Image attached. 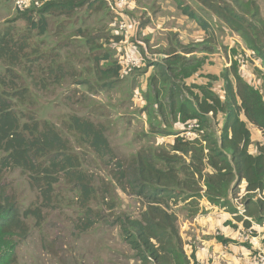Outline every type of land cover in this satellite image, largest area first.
I'll return each mask as SVG.
<instances>
[{
  "label": "trees",
  "instance_id": "1",
  "mask_svg": "<svg viewBox=\"0 0 264 264\" xmlns=\"http://www.w3.org/2000/svg\"><path fill=\"white\" fill-rule=\"evenodd\" d=\"M173 1L187 21L209 34L212 26L208 21L183 0ZM196 1L246 44L247 53L237 56L234 51L237 57L231 62V68L217 73L213 70L216 65L209 63L207 58L191 59L195 49L182 45V42L178 43L183 48L182 53L178 47H173L172 42L169 52L156 63L145 61L136 44L134 50L141 56L140 67L147 64L146 68H156L165 85L160 90L164 95L161 102H158L160 91L155 90L160 116L165 121L166 116L171 115L183 129L197 122L199 138L186 140L179 133L169 153L164 149L154 155L141 151L129 161H115L116 154L103 125L77 115L69 119L68 130L75 132L82 144L100 159L116 162L113 179L118 187L145 201L146 210L139 219L125 214L110 224L104 213L95 212L90 206L97 194L94 179L85 171L80 156L72 151L69 140L54 125L23 117L15 107L16 96L22 97L19 91L0 93V264H19L17 251L31 237L27 223L29 217H34L38 225L43 222L40 208L24 211L20 206L12 183L6 178L7 172L13 169L27 174L32 187L41 194L44 208L54 206L62 183L71 191L79 192L85 209V217L77 226L79 232L86 233L100 221L111 227L118 226L124 241L137 253L141 264H192V261L195 264V252L191 258L185 254L178 217L171 212L172 206L192 205L205 198L212 205L231 212L230 200L243 184L248 193L247 216L259 224L264 223V201L256 199L264 193V140L255 142L250 128L253 126L259 130L264 139V88L260 79L255 86L242 72L244 61L252 74H261L264 80V71L253 64L258 61L264 69V19L256 0L251 2L247 13L236 10L243 9L242 0H232V4L227 0ZM78 6H84V3L56 0L40 8L15 10L20 13V19L27 21V32L30 35L36 32V39H43L49 32L48 16L55 12L69 14ZM34 13L38 14V19L33 17ZM115 27L113 39L120 44L122 56L126 38L116 22ZM143 31L142 26L141 40L150 41L149 37L144 39L146 33ZM30 35L22 40L12 27L0 28V61L6 66L5 75L0 77L1 86H6L5 78H18L16 70L32 64L31 56L40 54V46L29 43ZM236 49H240L239 46ZM203 53H213V50L206 48ZM112 57L105 55L95 59L97 64H108L100 72L101 81L126 78L122 75L121 61H111ZM48 72L55 74L57 79L61 78V68L57 73L49 67L43 70L44 74ZM104 83L107 89H112L114 84ZM219 115L223 116L220 135L205 132L210 125L209 116L218 118ZM183 156L190 157L191 163L175 167ZM236 220L241 221L238 217ZM244 225L249 227L250 223L244 221ZM219 240L228 242L224 237Z\"/></svg>",
  "mask_w": 264,
  "mask_h": 264
},
{
  "label": "rangeland",
  "instance_id": "2",
  "mask_svg": "<svg viewBox=\"0 0 264 264\" xmlns=\"http://www.w3.org/2000/svg\"><path fill=\"white\" fill-rule=\"evenodd\" d=\"M183 1L211 24L208 35L194 23L182 18L173 0H127L121 5H117V0H76L79 4L84 3V6H78L69 14L55 12L48 16V34L43 39H36V32L30 35L27 21L19 18L14 0H0V28L12 27L22 40L30 35L29 43L41 48L40 54L31 56L32 64L16 70L18 78H5L6 86L0 85V93L19 91L22 97L16 96L15 107L23 117H33L41 123L48 122L69 140L72 151L80 156L85 171L94 179L97 194L90 206L95 212L104 213L110 224L125 214L139 219L146 210L144 200L122 191L115 183V161H129L141 151L154 155L164 149L169 153L176 134L187 130L171 115L166 116L165 121L160 116L155 103V90L160 91L165 85L158 77L156 68H146V64L135 69L125 79H99L101 70L106 69L108 64H97L96 58L111 55V61L122 59L121 46L113 39L117 30L115 22L119 26L122 23L128 26L131 36L134 34L130 43L136 44L145 61L150 63L161 60L163 54L169 52L172 42L173 47H178L182 53L183 48L178 45L182 42V45L195 49L191 59L207 58L209 63L216 65L213 70L219 73L220 70L231 68V62L236 60L239 53L247 51L246 44L239 36L244 43L242 47H230V39L237 37V34L202 4L196 0ZM227 1L232 4V0ZM252 1L242 0V10L233 8L247 13ZM256 1L264 19V0ZM32 15L38 19V14ZM167 16H170V20L166 21ZM142 26L146 33L144 39L149 37L150 41L141 40ZM171 26L177 30L171 32ZM173 35H177V38H173ZM126 46L123 44V51ZM206 48H211L213 53H203ZM48 67L53 68L55 73L61 68V78H55V74L50 72L44 74L43 70ZM5 73L6 66L0 61V77ZM254 74L264 88L262 75ZM104 82L114 83L112 89L105 88ZM163 97L160 91L158 102ZM73 115L101 124L107 129V137L116 154L115 161L100 159L87 145L81 143L75 132L68 130L69 119ZM209 119L210 125L204 131L220 135L223 116H209ZM184 138L196 139L193 135ZM190 163V157L183 156L175 167ZM6 178L12 183L22 209L26 211L38 207L43 215L40 225L34 217L27 219L31 237L17 251L19 264H141L137 253L124 241L118 226L111 227L100 221L86 233L79 232L77 226L85 217L79 192L71 191L70 187L62 183L57 190L54 206L44 208L41 194L32 187L27 174L13 169L7 172ZM233 194V197L242 195L244 200L248 197L243 184ZM202 202L207 205L202 207ZM209 207L229 211L212 205L205 198L192 205L180 204L171 208V212L178 217L184 251L189 258L196 252L197 240L200 242L202 234L197 231V224L188 223H193L198 215L207 214L206 209ZM230 207V211L235 212L231 200ZM193 211H196L195 215H192ZM216 234L219 235V232Z\"/></svg>",
  "mask_w": 264,
  "mask_h": 264
},
{
  "label": "crops",
  "instance_id": "3",
  "mask_svg": "<svg viewBox=\"0 0 264 264\" xmlns=\"http://www.w3.org/2000/svg\"><path fill=\"white\" fill-rule=\"evenodd\" d=\"M169 17L170 16H167L165 20H170ZM182 18L184 17L182 16ZM169 30L172 32L177 29H173L171 26ZM238 38L239 37L237 35V37L233 36V38L230 39L232 44L230 47H242L241 45L244 43L240 38ZM243 51L246 50L243 49ZM253 64L257 68L264 71L261 66H258V61L253 62ZM242 72L249 76V81L251 83H253L255 86H258V79L256 78L255 74H252L250 72L248 66L246 67V65H242ZM250 128L255 142L264 140L262 137V133L259 130H257L253 126H251ZM202 204H204L202 207H205L207 205V203L205 202H202ZM208 209L214 210L215 212H210ZM208 209H206L208 212L207 214H203L202 216L198 215L193 223L187 222L189 225L197 224V231L202 234V237H199L200 242L197 240L198 248L195 252L196 264H252V258L255 255L254 250L256 248L253 246L247 248L244 245L231 242L236 241L238 236L236 230L238 228L240 229V222H237L235 220L233 213L225 210H218V208L215 207H209ZM255 229L257 230L258 234V237L256 239V242L258 244L257 246L264 248V223L258 227H255ZM216 232H219V235H217ZM220 237H224V239L228 242L219 240Z\"/></svg>",
  "mask_w": 264,
  "mask_h": 264
},
{
  "label": "built area",
  "instance_id": "4",
  "mask_svg": "<svg viewBox=\"0 0 264 264\" xmlns=\"http://www.w3.org/2000/svg\"><path fill=\"white\" fill-rule=\"evenodd\" d=\"M56 1V0H14V6L15 9H28L31 7L40 8L44 4ZM118 4H125L127 0H117ZM120 30L124 34L126 38L125 44L127 45L123 51V57L121 56V63H122V75L124 77L129 76L135 69L141 66L142 59L141 56L134 50V45L130 43V39L134 36V34L129 32L128 26L124 23L120 25ZM248 57H250L248 55ZM242 65L244 64V61L242 62ZM199 129L200 126L197 122L191 123L187 130L182 131V136L184 137H190L193 135L194 138L199 137ZM192 131L194 133L192 134ZM192 138V137H191ZM248 194V193H247ZM260 198L264 201V195L262 196L259 194L256 199ZM231 204L234 207V214L233 216L240 218L242 217L241 221L236 220L237 222H240V229L238 228L237 231V239L236 241H231L232 243L241 244L244 245L247 248H250L251 246L255 247L254 250L255 255L252 258V264H264V248L258 247L256 239L258 237L257 230L255 227L260 226L261 224L256 223L252 218L247 216V209L246 204L247 201L244 200V197L242 195L238 197H232L231 198ZM244 221H247L250 223L249 227H246L244 225ZM194 264V262H192ZM196 264V262H195Z\"/></svg>",
  "mask_w": 264,
  "mask_h": 264
}]
</instances>
